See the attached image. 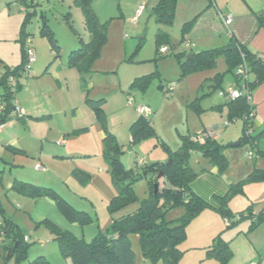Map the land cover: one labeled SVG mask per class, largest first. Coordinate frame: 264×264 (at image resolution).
I'll list each match as a JSON object with an SVG mask.
<instances>
[{
    "label": "rangeland",
    "instance_id": "374dc122",
    "mask_svg": "<svg viewBox=\"0 0 264 264\" xmlns=\"http://www.w3.org/2000/svg\"><path fill=\"white\" fill-rule=\"evenodd\" d=\"M15 1L0 0V77L5 72V65L17 66L22 60L19 38L24 15ZM219 1L223 4L231 1L235 9L247 8L243 0ZM37 2L40 5L39 13L45 14L55 32L60 45L59 57L50 67L52 74L48 71L40 78L32 77L33 72L42 74L44 63L53 60L55 56L48 41L40 37L39 17H34L28 28L34 35L32 45L35 58L30 76L22 78L23 86L16 97L21 115L8 119L0 127V158L3 159H0V219H13L26 237L33 241L28 260L20 264H30V260L44 252L52 264H66L67 260L52 231L55 225L63 230L64 224L75 227L79 236L91 241L99 232H106L114 218L137 211L140 201L150 193L146 180L136 183L134 189L137 199L112 216L109 206L117 189L111 178V167L103 154L105 130L114 133L117 143L123 148V164L127 168H134L137 160L149 165L156 163L155 160L169 164V151L177 150L183 137L189 134L188 131L193 135L196 125L199 132L204 128L213 129L217 126L218 129L214 131L219 143L233 145L243 135V124L241 121L229 122L227 110L219 112L208 110L209 107L204 108L227 101L219 93L223 89H229L231 74L224 76L221 86L215 89L206 81L207 73L216 75L219 70H226L223 56L218 59L215 70L190 74L184 81H179L181 68L174 55H166L165 58L153 61L156 51L155 35L159 28L153 11L158 0H94V9L100 22L108 25V41L92 64L95 73L92 74L93 79L91 78L87 91L81 89L77 68L64 66L71 50L70 45L76 43L77 37L63 17L71 10L74 24L83 35L86 30L81 9L73 5V0ZM204 2L205 0H178L173 25L166 29L172 43L178 45L176 52L186 53L191 57L192 51L213 48L210 47L212 42L202 39H186L189 44L185 41L181 44L184 24L201 12L206 3ZM219 40L221 42L222 38ZM143 77V81L134 84L136 79ZM163 85H175L172 97H166L164 90L160 88ZM2 90L1 88L0 91ZM88 98L104 100L102 108L106 120L98 117L95 108L87 102ZM139 106L151 108L150 119L156 135L132 144L130 128L138 118L136 108ZM200 107L206 111H198ZM46 111L52 114V118L41 120L38 116ZM83 128H87V131L77 134V130ZM234 138L237 139L232 140ZM5 144L16 149L26 148L27 154L15 153ZM66 145L73 152H82L85 148L90 151L91 156L68 159L57 157ZM247 147L248 145L244 149H248ZM196 155L189 162L194 170L202 172L209 165V160ZM4 161L8 164L5 165ZM16 179L53 188L77 210L86 212L92 221L84 226L70 223L56 203L46 198L41 201H46L49 205L39 202L43 206V212L50 213L54 218H61L60 225L53 219L54 226L47 225L34 215L35 208L39 205L36 199L25 197L12 189ZM41 204L38 209L40 211ZM258 206L264 207V202ZM52 207L57 209L60 216L52 211ZM184 213L183 208L175 209L171 211L169 218L177 219ZM230 231L233 233V228L226 230L223 235L227 236ZM131 241L137 255V264H149L141 254L138 236H131ZM186 241L182 244V248L186 249L182 264H217L214 258L207 255V249L191 248ZM245 253L244 250L243 254Z\"/></svg>",
    "mask_w": 264,
    "mask_h": 264
},
{
    "label": "trees",
    "instance_id": "16d2710c",
    "mask_svg": "<svg viewBox=\"0 0 264 264\" xmlns=\"http://www.w3.org/2000/svg\"><path fill=\"white\" fill-rule=\"evenodd\" d=\"M39 1L41 3H55L60 0ZM177 2L178 0H158L154 8L153 15L159 24V28L155 35L156 51L153 61L165 58L166 55H174L177 57L181 68L179 81H184L190 74L215 70L218 66V59L223 56L226 62V70L224 72L219 70L213 78H209L207 75V84L215 89L221 86L224 76L231 74L236 83L234 86L245 87V92L238 99H227L224 103L208 110L222 112L226 108L229 122L241 121L243 124L241 140H245V143L242 146L249 145L255 156L264 157V131L255 133V106L252 103L253 91L264 83V54L253 52L248 44L237 39L232 33V28L231 32L229 31L231 40L226 46L199 52L192 51L191 57H188L186 53L176 52L178 45L172 43L170 34L166 29L173 25ZM15 3L24 15L19 38L22 60L17 66H6L5 72L0 78V89H3L0 94V108L2 109L0 127L8 119H11V115H14L12 118L18 117L17 93L23 86L22 78L29 77L32 70L29 51L32 50L35 54L32 45L34 35L28 28L34 17H39L40 37L48 41L50 49L55 55L47 70L59 57L60 50V45L48 18L43 12L39 13L38 7L40 5L37 0H16ZM213 3L214 0H209V6ZM73 5L80 8L84 15L86 32L82 35L78 31L72 18L73 13L69 10L64 15L63 20L76 33L78 45L71 48L66 66L67 68H77L80 73L81 89L87 91L89 82L93 78L92 74L95 73L92 70V64L100 56L101 48L108 41V25L100 22L94 9V0H73ZM226 13L229 12L220 13V17ZM256 16L260 27H264V14L257 13ZM198 17L199 15L184 24L181 44L186 40V34L194 28ZM185 42L187 45L189 44L188 41ZM162 47H167L169 53L162 54L160 52ZM241 69H244L247 77L240 74L239 70ZM144 79V77L136 79L134 84H139ZM164 86H160V88L163 90ZM102 101L104 100L87 99V102L95 108L98 117L106 120L103 116ZM197 110H202V108ZM202 111L206 110L203 109ZM40 119L44 120L45 118L40 117ZM250 129L252 130L251 133H249ZM85 131H87L86 128L77 130V134ZM130 131L132 144L156 135L151 119L140 116L132 124ZM205 132L201 135L184 136L179 149L169 151L171 160L169 164L156 162L152 165L147 163L139 165L137 160L134 168H127L121 159V155L124 153L123 148L117 143L115 135L109 130H105L103 154L111 167V178L117 189V193L111 199L109 206L112 216L117 210L137 199L134 189L136 183L146 180L150 193L148 197L140 201L137 211L123 214V216L114 219L113 224L106 232H99L91 241H86L69 231L52 225V221H43L47 225L54 226L52 231L55 234V240L66 260H69L70 264H137V255L132 246L131 236H138L141 254L149 264H182L181 261L186 252L182 248V244L188 237V225L205 209L210 208L220 213L228 228L244 219L251 221V230L256 229L264 222V210L256 215L253 213L252 207H249L243 212L234 214L228 204L229 198L241 191V186L244 183L259 178L264 180V170L255 169L249 177L237 185H233L217 204L205 201L193 191L192 183L198 177V173L189 162L193 154H199L209 160L221 174L226 172L229 166L225 150L230 147V144L219 143L216 138L211 137L201 139ZM7 148L15 153L25 154L23 150L10 145ZM0 159L3 161L2 158ZM4 163L5 165L8 164L7 161ZM161 174L162 177H159ZM12 189L34 200L39 198L51 199L70 223L84 226L92 221L86 212L77 210L71 202L63 198L53 188L16 179ZM179 208H183L185 213L177 219L169 218L171 211ZM32 244L33 241L26 237L13 219L7 217L0 219V264H20L28 260L29 249ZM207 255L214 258L217 264H228L232 257L230 243L223 238L222 234L216 236L207 248ZM30 264L52 263L44 254H40L30 260Z\"/></svg>",
    "mask_w": 264,
    "mask_h": 264
},
{
    "label": "crops",
    "instance_id": "0c3cea01",
    "mask_svg": "<svg viewBox=\"0 0 264 264\" xmlns=\"http://www.w3.org/2000/svg\"><path fill=\"white\" fill-rule=\"evenodd\" d=\"M243 1L247 5L246 9H235L232 7L231 1L223 4L219 0H214V3L209 6V0H205L206 3L204 2L205 5L203 4L204 8L201 10L200 13L195 15V17L199 15V17L195 23L194 28L190 32H188L189 34L187 33L188 36H186V39L192 41H194L195 39H202L203 41H207L210 43L212 42L213 44L210 47L213 48L228 45L231 40V36L229 35V32L227 31V28L220 17V13L229 12L234 16V23L232 25L233 35L242 43L248 44L249 48L253 52H260L264 54V27H260L258 18L256 16L257 13L264 14V0ZM220 38H222L221 42L219 40ZM76 42L78 41L76 40ZM76 45H78V43H72L70 45V49L75 47ZM50 61L52 60H47L44 63L45 65L43 66L42 74L39 75L38 72H33L32 77L40 78L45 75L48 71H50L49 73L52 74L50 68L49 70H47ZM64 66L65 68H67L66 64H64ZM45 71L47 72L45 73ZM53 74L55 73L53 72ZM207 75L209 78H213L215 76L213 75V73H207ZM235 84V80L232 76V82L230 83L229 87L234 86ZM1 92L2 91H0V94ZM252 103L255 106L254 130L257 131L256 133H260L264 131V83L253 91ZM213 106L216 105L210 104L209 106H204V108H211ZM225 110L227 109L225 108L223 111ZM41 116L45 118V121L50 120L52 118V114L49 111L43 112L42 115L38 117ZM216 129H218L217 126L213 129L204 128L201 132H199L196 125V130L193 135H201L205 131H214ZM188 132L189 134L187 136H193L190 134V131ZM217 137L218 135L216 136V138ZM241 137L238 141L241 140ZM235 139L237 138H234L232 140ZM8 145L10 144H5V146ZM179 147L177 149H179ZM241 147L242 146L238 148H232V146L230 145V147L225 150L226 157L229 160V166L226 172L221 174L218 168L210 162L208 163V166H205L203 168L202 172H197L195 170L198 173V177L192 183V189L197 196L201 197L209 203L217 204L218 201L221 200V197L225 196L233 185H237L239 182L249 177L255 169L264 170V157L259 155L256 156L254 159H248L246 158V155L249 151H251L250 146L248 145V149H244L245 146L242 148ZM19 149L23 150L25 154H27L26 148ZM83 149L84 151L82 152H73L72 150H69L68 146L66 145L61 150V154L57 157L62 159L90 157V151L85 148ZM194 155L195 154H193L192 156ZM196 156H199V154H197ZM154 162L162 161L155 160ZM241 187V191L234 194L228 200L231 212L237 214L247 210L249 207H252L253 213L257 215L262 210H264V207L258 206L259 203L264 202V180L259 178L252 181H248L244 183ZM41 200H46V198L36 199L37 203L44 202V204L49 205L48 202ZM40 204L41 203H39V205ZM39 205H37L34 212V215L37 216L38 219H40L41 221H52L53 219L54 222L60 225L61 218H54L53 216L49 215L50 213L45 214V212H43L44 209L42 204L41 211L38 210ZM56 210H54L52 207V211L55 212L58 216H60V213H58V211ZM48 218H50L51 220ZM64 227V230L71 232L79 238H82L81 236H79L77 230H74L75 227H68V225L66 224H64ZM232 228L234 230L233 233L232 231H230L227 236L223 235L226 230ZM250 228L251 221L249 219L241 220L234 226L228 228L227 226H225L224 219L220 215V213H218L216 210L208 208L202 211L193 220L190 226H188V237L186 242L190 243L189 245L191 248L207 249L212 244L214 238L222 234L223 238L230 243V247L232 250V257L230 258L228 264H248L251 261H257L261 264H264V222H262L254 230H251ZM244 250L246 252L245 254H243ZM237 251H239L238 254ZM44 255L46 256L45 252ZM66 264H70V261L67 260Z\"/></svg>",
    "mask_w": 264,
    "mask_h": 264
},
{
    "label": "built area",
    "instance_id": "2783aa9c",
    "mask_svg": "<svg viewBox=\"0 0 264 264\" xmlns=\"http://www.w3.org/2000/svg\"><path fill=\"white\" fill-rule=\"evenodd\" d=\"M222 17V21L224 23V25L226 26V28L228 29V32L230 31L231 32V28H232V25L234 23V16L231 14V13H226L224 15L221 16ZM229 32V33H230ZM187 46V45H186ZM160 52L162 54H167L169 53V49L167 47H162ZM29 56H30V59H31V63L34 62V52L32 50L29 51ZM240 74L243 75L244 77H247V74L245 73L244 69H241L239 70ZM28 76V75H27ZM175 89V85H171V86H167L165 85L163 87V90L165 92V95L166 97H172L171 93L172 91H174ZM245 90V87H238V86H233V87H230L228 90L224 91V92H220V96L221 97H226L227 99H230V100H235V99H238L239 97H241L243 94H244V91ZM16 109H17V115H21V111L18 107V104H16ZM2 111V109L0 108V112ZM136 112L138 113V116L140 117H143V118H146V119H149L152 115V110L149 106H139L136 108ZM12 117L14 115H11ZM11 117V118H12ZM3 127V125L1 126ZM252 130L250 129L249 130V133H251ZM216 134L214 131L212 130H209L207 132H205L203 134V136L201 137V139H204L206 137H211V138H216ZM256 156H255V153L253 151H249L246 155V158L248 159H254ZM138 164L141 165L143 164V161L142 160H138ZM249 264H261L260 262H251Z\"/></svg>",
    "mask_w": 264,
    "mask_h": 264
},
{
    "label": "water",
    "instance_id": "95a60500",
    "mask_svg": "<svg viewBox=\"0 0 264 264\" xmlns=\"http://www.w3.org/2000/svg\"><path fill=\"white\" fill-rule=\"evenodd\" d=\"M244 143H245V140H240L231 146H232V148H238V147L242 146ZM159 177H162V174Z\"/></svg>",
    "mask_w": 264,
    "mask_h": 264
},
{
    "label": "clouds",
    "instance_id": "9594fccd",
    "mask_svg": "<svg viewBox=\"0 0 264 264\" xmlns=\"http://www.w3.org/2000/svg\"><path fill=\"white\" fill-rule=\"evenodd\" d=\"M217 139V138H216Z\"/></svg>",
    "mask_w": 264,
    "mask_h": 264
}]
</instances>
